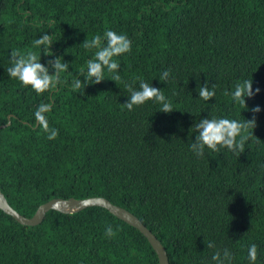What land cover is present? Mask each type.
<instances>
[{"label": "trees", "instance_id": "1", "mask_svg": "<svg viewBox=\"0 0 264 264\" xmlns=\"http://www.w3.org/2000/svg\"><path fill=\"white\" fill-rule=\"evenodd\" d=\"M107 29L132 41L117 58L121 81L105 71L100 84L72 91L95 51L82 43ZM48 31L69 69L57 89L37 94L6 69L11 51L33 50ZM165 70L167 82L159 79ZM243 79L260 89L246 107L230 95ZM140 80L162 89L175 111L157 112L153 102L124 108L125 83ZM205 81L216 85L209 102L196 92ZM41 103L53 105L54 140L35 120ZM257 105L264 109V0H0V187L27 218L53 199L102 197L138 217L170 264H212L225 247L232 264H248L252 243L264 264V110L243 152L197 158L189 148L200 114L250 119ZM108 226L115 236L105 235ZM0 264L160 263L138 229L91 207L51 210L38 226L0 209Z\"/></svg>", "mask_w": 264, "mask_h": 264}, {"label": "clouds", "instance_id": "2", "mask_svg": "<svg viewBox=\"0 0 264 264\" xmlns=\"http://www.w3.org/2000/svg\"><path fill=\"white\" fill-rule=\"evenodd\" d=\"M55 34L45 32L39 35L32 42V49L26 53L13 50L9 53V67L6 69L9 78L18 81L22 86L29 88L37 94L49 93L57 89L60 84L62 73L68 72L69 64L65 62L63 56H57L51 49L54 43ZM83 48L88 51L95 50L92 57L86 62V71H81L80 76L74 78L71 83L72 91L86 88L88 85L100 84L104 81L105 71L110 75V80L121 81L119 57L130 53L132 41L126 34L118 33L112 29H107L103 34H96L91 39H85ZM50 51V55L44 53ZM42 55L52 57L47 63H42ZM171 76L170 70H165L159 79L167 82ZM82 77V79L80 78ZM129 96L122 105L128 111H133L136 107L143 106L148 102L158 105L157 112L171 114L174 112L173 103L164 94L163 90L154 87L153 84L140 80L139 86L125 83ZM216 85L205 81L196 88L198 99L211 101L216 95ZM260 89L253 91V79H243L235 84L230 95L233 103L246 107V100L259 94ZM53 105L41 103L34 111V117L38 125H41L49 140H54L59 130L50 128L47 114L52 111ZM262 109L259 105L250 109L252 116L250 119L228 118L226 116H201L192 128L195 129V139L189 145L190 151L197 158H202L206 151L217 152L226 149L232 153L244 151L245 143L257 126L256 115ZM115 231L111 226L105 230L108 237L115 236ZM208 248H214V242L207 244ZM233 253L229 248L217 250L211 256L212 264H232ZM258 259V246L252 243L248 246V264H256Z\"/></svg>", "mask_w": 264, "mask_h": 264}, {"label": "water", "instance_id": "3", "mask_svg": "<svg viewBox=\"0 0 264 264\" xmlns=\"http://www.w3.org/2000/svg\"><path fill=\"white\" fill-rule=\"evenodd\" d=\"M91 207L104 208L108 210L111 214H113L115 217L138 229L148 239V241L156 251L159 257V263L170 264L168 253L161 241L156 237V235L151 230H149L144 225V223L133 213L120 206L114 205L111 201L106 198L93 197L80 200L74 198L68 200L53 199L40 206L33 217L27 218L17 212L9 204L0 187V209L3 210L6 214L12 216L16 221H18L21 225L24 226L40 225L44 221L47 213L51 210L65 214H74Z\"/></svg>", "mask_w": 264, "mask_h": 264}]
</instances>
